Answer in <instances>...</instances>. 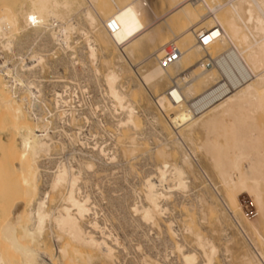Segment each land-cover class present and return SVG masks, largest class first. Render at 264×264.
<instances>
[{
	"label": "bare ground",
	"instance_id": "obj_1",
	"mask_svg": "<svg viewBox=\"0 0 264 264\" xmlns=\"http://www.w3.org/2000/svg\"><path fill=\"white\" fill-rule=\"evenodd\" d=\"M109 1L112 9L107 8L106 0H0V131L9 132L4 140L0 139V176L7 180L11 193L10 189L17 187L14 197L11 194L13 199L0 210L1 231L7 232L2 226L10 231L6 233L9 236L0 232V264H15V261L17 264H116L120 239L111 234L114 226L109 216L117 211L125 223H161L167 236L174 237L177 232L171 220L163 218L174 191L180 193L189 186L185 168L195 161L202 176L210 180L195 159V150L184 149L181 144L185 141L191 146L195 129L205 134L198 148L207 154L229 205H235L237 196L247 193L254 197L258 210L262 209L263 139L262 128L255 123L254 116L264 103V0H209L208 3L201 0L206 2L209 13L204 17L194 6L200 0H169V7L161 15L156 14L155 7L157 1L160 4L163 0ZM172 15L185 21L179 33L175 32L178 29ZM199 16L198 21H206V26L190 31L188 27L194 26ZM30 17L35 18V23ZM78 32L84 40L82 46L77 45L81 47L74 45L81 41L74 35ZM118 32L124 35L122 40H117ZM163 33L172 37L168 40ZM112 43L120 46V51L110 60L105 52ZM145 44H150L152 50L146 59L154 55L156 62L151 61L153 64L148 69L137 73L135 81L131 80L125 76L131 68L123 66L127 56L133 54L129 45ZM170 47L179 53L173 62L166 63L165 53ZM217 48L223 49L212 55ZM197 53H203L204 58L189 64ZM48 55L54 60L49 61ZM98 60L106 65L100 77L104 88L100 87L105 102L109 103L108 110L112 113L120 110L115 117L114 132L97 119L90 122L92 113L84 111L82 106L86 103L78 95L85 93L86 85L85 91L81 90L84 88L81 83L82 87L76 86L80 93L77 89L71 91L68 84L54 86L48 90L51 92L48 98L41 81L45 67L54 69L61 65L70 71L71 80L86 76L99 85ZM79 63L80 69L76 67ZM178 67L184 68L175 77L170 76ZM197 67L199 70L195 72ZM164 78L168 79L167 88L155 94L153 102L159 111L165 112V124L176 135L172 139L173 151L166 143L149 146L147 158L154 161V173L143 176L137 189L139 200H131V190L115 197L112 193L116 190L117 171L121 169L126 180L132 169L130 163L124 165L123 159L139 148L136 92L139 88H154ZM152 118L157 120L155 116ZM80 120L85 121L79 123ZM84 122L88 124L87 130H83ZM100 131L109 136V143L105 142L107 139H98ZM176 147L179 152L174 150ZM62 153V158L53 160ZM175 153L178 156L171 161L169 157ZM89 184L97 186V196L86 189ZM97 197L106 199L113 211L108 212ZM198 203L206 204L207 200L201 197ZM222 203L227 204L225 199ZM186 228L192 231L190 225ZM48 231L51 245L47 243L49 238L44 241ZM194 236L202 251V264H212L216 247L199 232L194 231ZM46 245L54 248L47 249ZM174 247L183 264L196 263L194 252L183 251V245L177 241ZM25 250L28 252L24 253ZM252 255L243 256L244 263L260 264Z\"/></svg>",
	"mask_w": 264,
	"mask_h": 264
},
{
	"label": "rangeland",
	"instance_id": "obj_2",
	"mask_svg": "<svg viewBox=\"0 0 264 264\" xmlns=\"http://www.w3.org/2000/svg\"><path fill=\"white\" fill-rule=\"evenodd\" d=\"M120 1H126V0H120ZM194 1L195 0H190V2H194ZM220 1H222V0H220ZM106 2H107V8L112 9L113 8L112 3L109 0H106ZM159 2L160 1L156 2V7H155V12L157 15H161L163 11L165 12L167 10V6L169 7V5H170L169 0H165V1L163 0L162 3L158 4ZM206 2L208 3L209 0H206ZM205 3L201 0L194 3V6L196 5V9L198 10V13L200 14V16L202 15L203 17L206 16V14H209L208 10L206 9ZM187 6H189V5H187ZM78 10H80V8ZM220 12H222V11H220ZM77 13L79 14V11H77ZM200 16L197 18V21H196L197 23H195L194 26L188 27L189 30L191 28H192L191 30H193L194 27H196L195 30H197V28L200 29V28L206 26V21H201V22L198 21L199 18H201ZM173 18H175V17L173 16ZM175 19H177V18H175ZM175 19H174V24L176 23V26L175 25L174 26L176 27V29H178V30H175V32L179 33L182 30V28H184L183 25H185V21L177 19V20H179L177 22V21H175ZM18 21L20 23L21 19L19 18ZM160 22H161V20H160ZM161 26H162V23H161ZM84 27L86 29H89L88 24H84ZM127 28L125 27V29H127ZM120 32L117 33L118 34L117 40L123 39L122 36H124V35ZM78 33H75L74 35H75V37H77V39L81 38V41L79 39V41H77V43L74 45L77 46V45L81 44V46H82L84 43V40L81 37L80 33L79 34ZM163 34H165V33H163ZM74 35H73V37H74ZM165 36H168V40L172 37V35H169L167 33L165 34ZM180 38L177 39L179 46H180L179 43H181ZM191 40L194 42L193 38H191ZM192 41H190V42H192ZM79 42H81V43H79ZM114 44L115 43H112L109 50L107 52H105L107 59L111 58L110 60H113V58L120 51L119 50L120 46L118 47ZM81 46H77V47H81ZM139 46H141V45H139ZM139 46L138 45H129L130 48H133V54H132V57L127 56L126 59H128V61L126 60L123 63L124 68H126L128 70H129V68H131L130 69L131 71H127V73H125V76L131 78V80H134V81L136 80L135 78L137 76V73L139 74L140 71H142L144 69H148L151 66V64H153V62L154 63L156 62L155 58L153 57L154 55H151L150 57H148V59H146V57L152 53L150 44H145V46H142V47H139ZM129 47L125 48L124 52ZM225 47H227V45ZM225 47H223V48H225ZM112 48H114L115 50ZM223 48H221V49L217 48V50H213L212 55H216ZM55 52H56V50H55ZM58 54H59V52H57L55 55L58 56ZM201 55H202V57H201ZM47 58L49 61L54 60L52 55H48ZM202 58H204L203 53H197V55L194 54L191 57V61L189 64L194 65L195 63L199 62V60L201 61ZM144 59H146V60L143 61ZM148 60H150V61L148 62ZM151 61H153V62H151ZM133 62H134V64H133ZM204 62L206 63L205 60H204ZM136 63H138V64H136ZM79 65H80V63L77 64L76 67L80 69L81 66H79ZM58 66L59 67H57V65L55 66V68L57 67L56 69L54 68L55 70L52 68H49V67H45L43 72L41 73V79H43L44 82H43V80H41V81H42V83H44L45 91L48 92V90L54 88V86L56 88L57 87L60 88V86L63 84H65V85L68 84V86L71 87V91H74V90L77 91L78 87H76V86H79L80 83L82 84V86H84V88H83L80 85L82 87L81 90L85 91V85H86L85 93L81 92L82 93L81 94L79 92L81 90L79 89L78 93H80V94H78V95L79 96L81 95L80 97L83 96V98H82L84 101L83 103L84 104L86 103L85 106L82 103V105H83L82 108L84 109V111L87 110L88 114L90 112L93 114V118H91L92 114H89L90 122L96 121V119H97L98 121H101L100 123H102L103 125H105V124L107 125V126L105 125L107 130H110V131L112 130L111 132H114L115 131L114 130L115 117L116 118L118 117L116 115L120 113V110H118L119 113L118 112H114V113L110 112L108 110V104L109 103H108V101H107L108 104L105 102L106 98L104 97V91H103L104 86L101 85L102 79L100 77H102V75L104 74L105 69H106V65L102 62V60H101V62H100V60L97 61V66L99 68L98 77H99V79H101V82L99 80V82H100L99 85H97L95 82H94L95 83L94 84L93 81L87 79L86 76H85V78L84 77L82 78L81 76H79L80 79L75 80V81H77L75 83L74 80H71L69 78L70 71L61 65H58ZM90 66H92V65H90ZM145 66H146V68H145ZM135 68L138 72L135 70ZM183 68L184 67L175 68V71L172 69L174 72H171L170 76L175 77L177 74H179L181 72V70ZM51 69L55 72H52ZM133 70H135L136 72ZM195 70L198 71L199 70L198 67L195 68L194 71ZM128 73H129V75H128ZM60 79H62V80H60ZM85 79H87V80H85ZM81 80H82V82H81ZM90 81L92 83L91 85H89ZM165 82L167 83L168 79L164 78L161 82H159V84H157L158 86L156 85L154 88H149V87L143 88V89L139 88L140 91L137 90V92H136L135 107H136L137 114L139 115V116H137V120L140 123L139 129L137 130V132L141 133V135L137 134V137H136L137 142L139 141V143H138L139 148L137 147L138 151L135 150L134 151L135 153L133 152V154L131 156L129 155L126 157V158L131 157L130 159H126V158L123 159L124 165H126V166L131 165L130 167L132 169V170H130V174L126 177V180L124 178H122L123 175L121 173V169H119V171H117V179H116V183L114 185L116 190L112 193V195L115 197H119L120 194L122 195L125 192H128L131 190L132 191L131 200L138 201L140 194L138 193L139 191H137V189L139 190L140 189L139 187H141V181H142L143 176L148 172H149V174L154 173V171H153L154 167H152V166H154V161L152 159L147 158V156L149 155V152L147 153V149H150L149 146H151V148H152L153 145L155 146L158 143H164V144L166 143V146L170 147L171 150L173 149L172 148L173 147V144H172L173 140L172 139H175L176 135H173L171 133L170 129H168L166 124H165V120H164L165 117L163 115L165 112L159 111L157 109V107H155L156 105L153 102L154 95L157 93L163 92L167 88ZM96 86H97V89L95 88ZM98 86L99 87L103 86V88L100 87V90H99ZM197 90H200V88H198ZM100 91L103 92L101 94L103 96V98L101 97L102 99L100 98V96H101ZM48 95H49L48 98H50L51 92L50 93L48 92ZM74 99L76 101V98H74ZM103 102H104V104H103ZM75 105H80V104L75 103ZM93 106H94V108H93ZM78 107H80V106H78ZM85 107H86V109H85ZM99 109H100V112H99ZM94 110H95V112H93ZM140 114H141V116H140ZM161 115H163L164 118ZM152 116L157 117V120H154L152 118ZM255 116H254V118H255L254 120L256 121L255 123L257 125H259V128L260 127L262 128L261 134H262L263 140L261 141V148L263 150L262 155H263V160H264V103H263L262 109L260 111H258ZM145 120L148 122L145 123L146 122ZM227 120H229V119H227ZM80 121L81 122H79V123H82L85 120H83V121L80 120ZM149 123H151V124L149 125ZM155 123L158 125H155ZM86 125H88V124L85 123V126H84L85 129L83 128V130H87ZM72 127H74V126H72ZM164 130H166V131H164ZM8 133H9L8 131H2L1 130L0 131V139L4 140L6 138V136L8 135ZM142 133L147 138L142 136ZM170 133L172 135H170ZM104 135L107 137H105ZM204 136H205V134L202 130L195 129L191 135V137H192L191 138L192 139L191 146L187 142H185V141L181 142L179 140L182 144V147H184V149L187 147V149L189 148V150H191V148H193L195 150V155H194L195 159L197 158V161L199 162V163L198 162L197 163L200 164V166L203 167V169L207 172V174L210 177V180L208 181L207 179H205V177L202 176V173L200 172L199 167L196 166L195 161L193 162L194 167L192 165L190 168L189 167L185 168L187 171L186 179L188 181L187 185H189L188 186L189 188L187 187V190L180 192V193H178V192L176 193L174 191L171 199L167 201L168 203L166 206L168 208V211H167L168 214L166 213L164 218H163V219H165V217H166V219L168 221L171 220L170 222L173 226V229L175 230L174 232H177L174 234V237L167 236V234L164 231V227L161 223H159L158 225H151V223L149 224L147 222L146 223L141 222L140 224H135L133 222H132V224L131 223H125L123 221V219L120 218L121 215L118 214V211H117V213L115 212L109 216L110 222L114 226V229L111 231L112 232L111 234L113 236L114 235L118 236L117 239L121 240V241L118 240L119 245L116 247L117 251H119V252H117L116 264H146V263L147 264H155L154 262H159V263L163 262L162 264H183L179 252H176V249L174 247L175 241H177L178 243L183 245V251H190V252H194L196 254L197 261L195 264H202L203 255H202L201 249L198 248V246L195 244L196 241H195L194 231L195 232L197 231L200 234H202V236L204 238L211 240V242L216 247V252L214 254L212 264H245L244 260H243V256H245L247 254L252 255V253L254 254V257L258 259V262H260V264H264V257H262L261 254H259L261 252L264 256V205H263L264 204V192L261 195V197H262L261 201L263 203L261 211L258 210V206H257L255 200L253 199L254 197L250 194H247V193H242V194L238 195L237 196V202L235 203V205H231V204L229 205V203L227 202L226 197L224 195L225 190H224L218 176L216 175V173H215V171L211 165V162L208 159L207 154H205L203 149L198 148V146L200 144H202L203 140L205 139ZM108 137L109 136L107 134L103 133L102 131H100V134L98 135L99 140H100V138H101V140L107 139L105 141L106 143L110 142ZM141 137H143V138H141ZM219 140L222 142V138H219ZM141 142L145 143V145ZM184 144H185V146H184ZM187 149H186V151H189ZM174 150L176 152H179L177 147ZM66 152H68V150L65 151V154H66ZM63 155L64 154L62 153L59 157H57V156L54 157L53 160H59L60 158H62ZM177 156H178V153L171 154L169 159L171 161L176 160ZM193 157H192V159H194ZM129 163H130V165H129ZM6 182H7V180L4 178V176L3 177L0 176V210H3L6 208V206L10 203L9 201H11L13 199L14 194H16L15 192L17 191V187H15L16 190L13 188L10 189L14 192V194H13V192L11 193V191H8L9 187H7ZM39 186H42L41 182L39 183ZM108 187L109 186L106 185V183H105V188L108 189ZM218 187H219V189H218ZM86 189L89 190L93 196L98 195L97 186H95L94 184H89ZM7 192L9 194H7ZM135 192L137 193V196H136ZM181 193L182 194L184 193L185 195L184 194L182 195ZM11 194L13 195V197ZM193 194L195 195V197L192 198L191 196H193ZM182 196H183V198H182ZM201 197L202 198L204 197L205 200H207V203L209 202L208 204L211 203L212 205L210 204L211 205L210 206L207 203L206 204H199L198 202L201 199ZM180 199L182 202L180 201ZM224 199H225V202L227 203L226 206H224L222 203V201H224ZM96 200L98 202H100L108 212L113 211V209H111L109 207L108 201L106 199H102L101 197H97ZM54 203H55V201L54 202L52 201V204H54ZM177 203L178 204L180 203V204L178 205ZM181 203H184L185 205L183 204V206H182ZM190 203L193 204V206ZM169 204H171V205L173 204V205L171 206ZM208 207H210V209ZM225 207L227 210L225 209ZM201 213H202V215H201ZM111 217H113V218H111ZM107 223H109V221ZM133 224H134V226H133ZM135 225H137V226L135 227ZM188 225H190L192 227V231L187 230V228L185 229V227ZM156 226H158V229H156L157 228ZM3 228H5L6 231L8 232L6 227L2 226V230H3ZM256 231H257V234L259 232V234H258L259 236H257ZM0 232L4 233V235H6V233H7V232L5 233L4 231H1V228H0ZM9 232H8V234H9ZM113 232L115 234H113ZM47 234H50L49 231L46 232V234H44V241L47 242V238H49L47 243L51 245L52 243H49L51 241V237H48ZM138 234H140V235H138ZM171 241H173V242H171ZM1 242H0V244H2ZM123 244H124V246H123ZM47 245H46L47 249L52 250V248H54V245H52V247L49 246V248L47 247ZM13 246H14V243H13ZM173 250H174V252H173ZM25 252H26V250L24 251V253ZM121 253H122V255H121ZM145 254L147 257L145 256ZM200 255L202 258L200 257ZM123 256H125V257H123ZM23 258H24V256H23ZM121 258H123V259H121ZM148 259L149 260L151 259V261H149ZM13 260L15 261V259H13ZM152 260H154V261H152ZM13 264H14V262H13ZM15 264H17L16 261H15ZM94 264H104V263H101V262L96 263L95 262Z\"/></svg>",
	"mask_w": 264,
	"mask_h": 264
},
{
	"label": "built area",
	"instance_id": "obj_3",
	"mask_svg": "<svg viewBox=\"0 0 264 264\" xmlns=\"http://www.w3.org/2000/svg\"><path fill=\"white\" fill-rule=\"evenodd\" d=\"M178 50L175 47H170L169 50L165 53V59L164 62L171 63L173 62L178 55Z\"/></svg>",
	"mask_w": 264,
	"mask_h": 264
},
{
	"label": "snow or ice",
	"instance_id": "obj_4",
	"mask_svg": "<svg viewBox=\"0 0 264 264\" xmlns=\"http://www.w3.org/2000/svg\"><path fill=\"white\" fill-rule=\"evenodd\" d=\"M30 19H32L33 23H35V18H33V17H30Z\"/></svg>",
	"mask_w": 264,
	"mask_h": 264
}]
</instances>
